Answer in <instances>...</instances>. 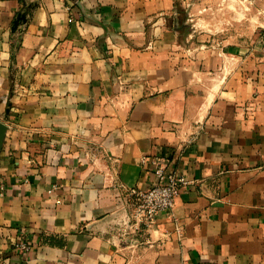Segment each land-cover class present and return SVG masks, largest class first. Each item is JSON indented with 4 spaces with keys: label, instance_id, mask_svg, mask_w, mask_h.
I'll return each mask as SVG.
<instances>
[{
    "label": "crops",
    "instance_id": "obj_1",
    "mask_svg": "<svg viewBox=\"0 0 264 264\" xmlns=\"http://www.w3.org/2000/svg\"><path fill=\"white\" fill-rule=\"evenodd\" d=\"M188 1L0 0V264H264V38L201 43ZM156 159L191 184L125 227Z\"/></svg>",
    "mask_w": 264,
    "mask_h": 264
},
{
    "label": "rangeland",
    "instance_id": "obj_2",
    "mask_svg": "<svg viewBox=\"0 0 264 264\" xmlns=\"http://www.w3.org/2000/svg\"><path fill=\"white\" fill-rule=\"evenodd\" d=\"M185 28L206 44L253 43L264 38V0H189L180 6Z\"/></svg>",
    "mask_w": 264,
    "mask_h": 264
},
{
    "label": "built area",
    "instance_id": "obj_3",
    "mask_svg": "<svg viewBox=\"0 0 264 264\" xmlns=\"http://www.w3.org/2000/svg\"><path fill=\"white\" fill-rule=\"evenodd\" d=\"M153 165L157 182L147 191L129 189L127 192L131 203L128 202L130 211L124 217L125 227L129 224L133 227L142 224L152 225L159 213L174 210L181 189L191 184L185 178L169 173L167 163L163 159L154 160ZM58 187V185L52 186L48 191L49 194L55 195ZM57 203L60 204L61 201L58 200ZM30 250L31 246L26 243L19 246V251L23 253H28Z\"/></svg>",
    "mask_w": 264,
    "mask_h": 264
},
{
    "label": "water",
    "instance_id": "obj_4",
    "mask_svg": "<svg viewBox=\"0 0 264 264\" xmlns=\"http://www.w3.org/2000/svg\"><path fill=\"white\" fill-rule=\"evenodd\" d=\"M36 7V3H27V1H24V9L18 14L16 20L14 21L12 27L13 32H21L22 27L27 24ZM9 132L10 127L0 121V157Z\"/></svg>",
    "mask_w": 264,
    "mask_h": 264
}]
</instances>
